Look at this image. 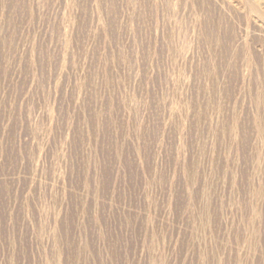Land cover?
<instances>
[{"label":"rangeland","instance_id":"rangeland-1","mask_svg":"<svg viewBox=\"0 0 264 264\" xmlns=\"http://www.w3.org/2000/svg\"><path fill=\"white\" fill-rule=\"evenodd\" d=\"M0 264H264V0H0Z\"/></svg>","mask_w":264,"mask_h":264}]
</instances>
